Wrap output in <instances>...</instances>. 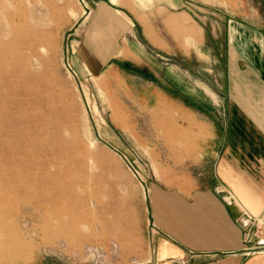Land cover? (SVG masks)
I'll use <instances>...</instances> for the list:
<instances>
[{"label":"rangeland","instance_id":"rangeland-1","mask_svg":"<svg viewBox=\"0 0 264 264\" xmlns=\"http://www.w3.org/2000/svg\"><path fill=\"white\" fill-rule=\"evenodd\" d=\"M171 1L0 0V264H127L146 244L147 187L193 176L192 130L154 76L185 32ZM178 1L199 23L264 21V0Z\"/></svg>","mask_w":264,"mask_h":264},{"label":"crops","instance_id":"crops-1","mask_svg":"<svg viewBox=\"0 0 264 264\" xmlns=\"http://www.w3.org/2000/svg\"><path fill=\"white\" fill-rule=\"evenodd\" d=\"M170 4L185 32L171 38L176 49L168 65L152 58L154 76L169 86L177 125L192 130L193 176L169 188L147 187L146 244L125 262L264 264V253H248L254 231L264 228V21L199 23L178 0ZM100 17L106 22L104 13ZM109 22L113 31L121 28ZM143 26L156 35L155 25ZM135 29L131 24L126 31L125 54L138 65L144 46ZM110 43L117 56L114 38ZM247 219L256 225L245 226Z\"/></svg>","mask_w":264,"mask_h":264},{"label":"built area","instance_id":"built-area-1","mask_svg":"<svg viewBox=\"0 0 264 264\" xmlns=\"http://www.w3.org/2000/svg\"><path fill=\"white\" fill-rule=\"evenodd\" d=\"M256 223H257L256 220L247 219L245 226H250V225L255 226ZM252 236L254 237L253 246L248 251V253L249 254L257 253V252L264 253V228L261 230H255ZM96 258L101 259L102 255L98 253V255H96Z\"/></svg>","mask_w":264,"mask_h":264}]
</instances>
